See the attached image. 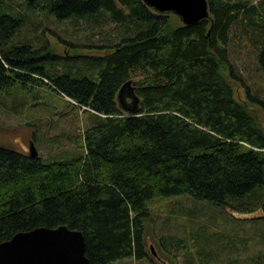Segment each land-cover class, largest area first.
<instances>
[{"label": "trees", "instance_id": "trees-1", "mask_svg": "<svg viewBox=\"0 0 264 264\" xmlns=\"http://www.w3.org/2000/svg\"><path fill=\"white\" fill-rule=\"evenodd\" d=\"M207 1L209 16L184 24L143 0H0V96L62 100L81 119L71 148L49 156L0 143V240L64 223L84 234L91 264L145 259L149 201L158 196H189L264 223V118L249 107L264 114V98L248 85L245 100L235 97L240 73L229 47L248 42L264 74V0ZM46 17L73 32L114 30L99 43L58 35L70 50H105L60 54L38 27ZM129 77L134 113L116 100ZM207 237L165 232L157 241L215 264L192 251Z\"/></svg>", "mask_w": 264, "mask_h": 264}, {"label": "rangeland", "instance_id": "rangeland-1", "mask_svg": "<svg viewBox=\"0 0 264 264\" xmlns=\"http://www.w3.org/2000/svg\"><path fill=\"white\" fill-rule=\"evenodd\" d=\"M171 20L175 23L181 22L173 14ZM38 27H45L44 37L60 54L73 52L94 54L103 53L105 50L102 48L70 50L68 43L64 45L58 40V35L76 44L99 43L103 40L101 36L103 33L114 30L112 24H107L100 32L96 30L88 32L83 26L73 32L72 25L56 24L47 17L42 19ZM229 47L231 58L240 73L239 80L232 83L235 97L240 101L245 100V86L248 85L253 93L264 98V74L258 68L255 49L243 39L241 44L232 40ZM48 101V104L31 105V100L19 92L13 91L11 94L1 95L0 143L28 152L29 142L33 140L37 152L43 156L71 148L68 136L80 122V116L78 117L74 107L62 100L48 99ZM127 101H130L129 97ZM249 107L259 119L264 118L263 111L259 107ZM34 132H36V138L33 136ZM149 206L153 218L146 224L145 241L148 258L137 260L134 257H123L115 260L113 264H203L191 261L187 253L182 250L178 251L169 247L168 251H164L157 241L161 233L175 232L187 237L194 231L208 235L192 249L195 256L196 249L201 248L204 253H209V258L215 264H225L227 261L229 264H264V223L262 221L242 218L247 214H234L185 195L154 197L149 201ZM227 237L236 240L232 248L225 242Z\"/></svg>", "mask_w": 264, "mask_h": 264}, {"label": "water", "instance_id": "water-1", "mask_svg": "<svg viewBox=\"0 0 264 264\" xmlns=\"http://www.w3.org/2000/svg\"><path fill=\"white\" fill-rule=\"evenodd\" d=\"M158 12H173L182 23L190 24L209 16L207 0H143ZM127 97L130 101H127ZM121 109L134 113L139 95L132 78L125 79L116 92ZM28 153L38 155L34 141ZM0 264H91L85 253V237L80 229L67 224L36 226L18 230L9 238L0 240Z\"/></svg>", "mask_w": 264, "mask_h": 264}]
</instances>
